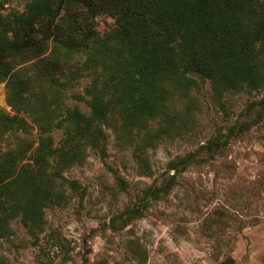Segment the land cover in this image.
Segmentation results:
<instances>
[{"label":"rangeland","instance_id":"1","mask_svg":"<svg viewBox=\"0 0 264 264\" xmlns=\"http://www.w3.org/2000/svg\"><path fill=\"white\" fill-rule=\"evenodd\" d=\"M25 4L0 0V16L21 12ZM96 23L104 34L115 19L99 14ZM39 45L13 57V81L0 80V111L30 126L29 133L2 127L0 153L37 145L39 137L33 117L8 102L10 85L45 88L54 76L45 72V59L72 68L86 58L58 54L52 38ZM92 76L86 72L67 86L66 106L89 113L74 95L86 96ZM184 81L167 101L173 128L157 136L154 123L151 146L117 126L98 125L100 135L87 146L85 160L62 172L78 188L59 178L67 198L44 208L41 230L31 232L19 218L11 221L0 238L4 264H264V86L218 98L208 79L190 73ZM53 135L60 144L62 130ZM216 137L228 139L219 152L201 149ZM187 154L197 162L170 188L161 187L174 174L168 163ZM157 188L160 196L154 198L150 192Z\"/></svg>","mask_w":264,"mask_h":264},{"label":"trees","instance_id":"2","mask_svg":"<svg viewBox=\"0 0 264 264\" xmlns=\"http://www.w3.org/2000/svg\"><path fill=\"white\" fill-rule=\"evenodd\" d=\"M99 14L115 19L104 34L97 30ZM46 37L58 54L86 58L72 68L45 59V72L54 75L45 88L10 85L8 102L33 117L39 137L37 145L0 153V238L15 218L31 232L42 229L44 208L67 198L59 178L78 188L62 172L85 160L87 146L100 135L98 125L117 126L148 147L156 138L154 123L157 136L173 128L167 101L190 73L208 79L218 98L264 86V0H26L23 11L0 16V80H12L13 57L37 49ZM86 72L93 75L88 98L74 96L89 113L65 105L67 86ZM2 127L30 132L24 118L0 111ZM55 129L63 133L57 145ZM227 143L216 137L201 149L219 152ZM196 162L193 154L170 161L174 174L161 187L170 188ZM159 189L150 192L154 198Z\"/></svg>","mask_w":264,"mask_h":264}]
</instances>
